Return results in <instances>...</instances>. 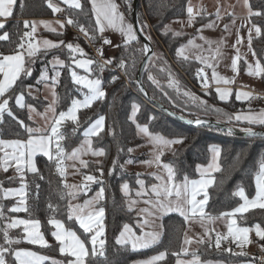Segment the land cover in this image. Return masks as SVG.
<instances>
[{"label":"snow or ice","instance_id":"1","mask_svg":"<svg viewBox=\"0 0 264 264\" xmlns=\"http://www.w3.org/2000/svg\"><path fill=\"white\" fill-rule=\"evenodd\" d=\"M17 0H0V18L7 19L14 14V6ZM47 7L51 9L53 14L63 13L64 8L60 6V3L54 2V0H46ZM61 3L66 5L69 9L79 10V13H83L84 6L81 0H61ZM91 13L94 16V27L86 28L84 24L79 22V18L69 15L66 22L57 21L60 29L67 25L78 26L79 30L89 39L90 42H95L97 39L101 40V46L97 49V53L100 59L88 57L84 49L78 43L67 42L64 40L53 41L47 38L37 39L36 33L38 30V24L52 33L57 35H63L62 31L58 32L56 27L52 26L51 21L41 20L37 21H23L24 31L19 36V41L15 48L11 51V54L0 53V123L4 121V116H8L16 119L13 113V106L10 101H14V105L19 108H27L32 119V114L41 116L44 119V124L41 126L32 127L23 120H18L20 127L24 128L26 133V139H12L5 140L0 139V152H3V156H0V167L7 173L9 168H13L16 176L8 177L9 181L18 179L20 186L17 188H4L0 183V192L3 193V198L18 197L16 205L8 209L12 213L29 212L28 206V195H27V183L26 173H32L36 176L43 177L40 174L38 167L36 166V157L38 155L45 156L48 161L52 162L55 166V170L61 178H66L68 175L67 166L65 161H78L79 165L83 169H88L90 161L83 159L82 157L91 154L94 157H101L106 155L104 148H94L93 138L98 141L101 133L105 128V117L103 115L98 116L97 119L92 121L87 128L83 131L84 139L81 143L72 148L71 151H67L63 141L66 140L62 127L67 121H71L76 127L73 128V133L76 132L80 126V120L78 113L81 109L90 108L94 102L102 101L107 93L104 88L102 73L107 67L113 65L115 62L116 67L124 70L130 77L135 72L136 65L133 62L130 66L126 63L125 58H120L116 61V58H104V46H113L111 39L107 38L104 33L106 30H114L120 33L121 43L114 45L117 48L124 47L128 49L132 44L139 43L140 37L139 32H145L147 25L139 22L137 28L131 22L126 20L124 12L120 10V5L116 0H90ZM245 7L248 10V17L252 16L264 17V10L253 11L252 5L249 0H244ZM25 5L21 3L23 9ZM188 23L192 24L195 22L196 17L200 16L202 19L204 16L211 15L205 12L203 9L196 11L189 3L187 8ZM232 16L233 13H228ZM216 19H221L220 8L215 13ZM234 23V21H233ZM250 26L248 27L247 43L250 50H252L253 32L257 37L262 35V26L249 19ZM215 27V21H209L207 24H202L201 28H212ZM5 28L3 21H0V30ZM167 35L170 30L167 25L164 26ZM225 30L229 29V25L224 26ZM199 31V29H198ZM175 36H181L183 33L175 32ZM151 36H145V40L148 42L143 43L139 49L140 53L144 57L143 67L145 70L150 69V64L153 57H157V53L150 46ZM205 42L210 46L215 43V53L220 54L221 41H208L206 38ZM243 37L239 36V29L237 30L236 44L233 45L236 48V55L232 58L231 68L234 73H239V62L244 59L239 54V48ZM0 41H10V34L3 32L0 35ZM192 40L188 41L187 45H180L176 50L178 57L188 60L189 57L185 54V49L188 45H192ZM200 47V46H197ZM67 49L69 53L70 63H66L65 60L60 59L59 56H54L48 61L51 65L52 75H49V68L47 65L41 70L39 77L37 78V84H43L44 87L49 91L51 100L46 104L44 111L38 112L36 107L26 101V92L23 88H19L18 82L23 83V77H31L34 71V65L37 59L45 57L52 50H64ZM253 57H257L255 50L251 51ZM197 60L201 63H206V58L203 56H197ZM247 65V73L250 76L258 78H264V63L261 62L260 58H256L254 64L244 60ZM67 67L69 70L72 82L79 86V90L82 99L79 97H72L70 104L66 110L59 111L57 113V107L60 102V95L57 92V87L60 84V78L62 72L60 69ZM212 67V65H209ZM82 69L86 75L79 74L76 69ZM163 70V69H161ZM198 77L203 80V86L208 87V79L203 74V69L198 70ZM213 79L219 84L223 81L225 84L232 83L235 80V76L231 79L218 77L215 71H213ZM148 80L152 84L160 87L159 81L152 75V72L148 71ZM118 77L113 76L112 82H115ZM178 82L169 81V87L178 88ZM19 92L17 93V89ZM86 89V91H83ZM34 88L33 85H27V94H31ZM39 91V89H35ZM143 91V88H141ZM163 91V89H161ZM216 93L220 101H228L232 95V89L230 88H216ZM167 96L168 93L164 92ZM184 96L188 97L192 104L196 105L198 110L207 114L208 112H215L216 114L226 117L227 123L231 124L233 121L246 122L248 126L244 127L242 131L249 137H256L257 135H264V133H258L255 126L259 125L264 127V109L259 111L253 110L251 107L246 111H239L236 113H227L220 108H216L209 105L207 101L196 97L194 94L185 92ZM252 92L236 90L235 99L237 101H248L251 104V100L254 99ZM46 101L49 100V96H45ZM132 114L129 119L136 124L138 134L147 138L148 142L153 146L151 159L141 161V163L149 166L155 164L162 170V174L152 173L155 179L159 183H154L149 186H145V181L137 179L136 183L139 188L135 190V197L143 199V203L147 205L144 208L138 210V215L142 216L141 220L137 223L140 226V234L137 235L132 226L125 224L121 230L119 237L117 238V244L119 245H131L133 250L148 248L159 242L162 232L157 230L145 231V226H151L152 221L149 217L155 216L157 213H178L184 218V221L196 222L198 221L204 226L206 221H212L214 219L229 218L227 235L216 234L215 246L219 248L222 240H233L240 246L246 243H250L249 234L255 231L256 236L260 240H264V227H261L259 223L253 227H241L237 224V220L233 217L236 214L248 212L249 209L260 208L264 209V159L259 161V168L255 175V192L254 195L246 193L243 186H239L238 189L233 193L238 196L243 202L240 203L236 208L230 212L220 213L219 217H211L206 211L205 207L208 203L207 189L211 186L215 177L214 172L220 171V165L218 163L221 150L218 146H211V151L214 153L212 162L206 167L198 166L200 171L199 179H189L187 176L184 177L183 181L176 183V169L172 163H164L161 157L164 155L166 150H172V146L180 144L185 139L182 136L174 135V138H167L164 135L153 132L150 130L149 125L139 124L136 121V114L140 110V104L133 102ZM195 115V114H193ZM154 117H149V120ZM196 126H207L209 121L202 116L195 115V118L190 121ZM220 121H218L219 123ZM227 131L231 133L232 127H228ZM111 134H114L111 133ZM10 149V151H9ZM129 152L133 149L129 148ZM134 161L129 159L125 163L131 164ZM96 174H87L77 172L83 177L80 184H68L66 179L62 180L63 188L66 190V197L68 198L67 204V218L68 220H74L79 228L83 230L84 238L78 235L77 231L72 227L66 226L65 222L55 217L49 218L47 223L55 229L51 232L52 237L59 246V253L67 258L66 264H95L97 257H103L107 260L105 255V241L100 239L104 234V217L105 208L102 206V201L105 199V182L103 180L104 168L102 163L97 160L95 161ZM117 161H113V168L109 170V175L115 171ZM71 167L75 168L76 165L72 164ZM123 168V165H119ZM140 174H137L139 176ZM98 184V190L91 197L85 199L83 203H73L77 198L83 194H87L91 191L92 185ZM37 189L39 185L36 186ZM121 191L127 198L129 210H134L135 206L140 202V199L132 198V190L127 181L121 184ZM203 194L202 199H198ZM64 198V197H62ZM52 209V205H49ZM0 264H45V261H51V264H64L63 261L55 260L49 256L42 255L37 251L31 249L19 247L23 242L31 244L33 246H39L40 248H49V242L46 239L44 232L41 231V221L38 218H20L12 217L7 218L4 215V208L0 205ZM22 229V235L12 236L10 230ZM206 235H208L206 230ZM193 242L192 238L185 233L183 244L185 246L190 245ZM210 243L211 237L206 241L204 237L196 240V243ZM91 245L89 249L88 245ZM99 249V250H98ZM261 249L264 250V244L261 245ZM185 256L191 255V260L180 259V254ZM181 253H173L177 257L176 264H200L199 257L195 252L189 253L188 247H182ZM243 254V253H241ZM167 253L159 252L157 255L143 261H139L138 264H158L160 261L166 260ZM261 264H264V259L261 260Z\"/></svg>","mask_w":264,"mask_h":264},{"label":"trees","instance_id":"2","mask_svg":"<svg viewBox=\"0 0 264 264\" xmlns=\"http://www.w3.org/2000/svg\"><path fill=\"white\" fill-rule=\"evenodd\" d=\"M118 1L131 21L132 0ZM188 2L189 0H140L138 20L147 25L144 33L146 36H151L153 49L157 53V57H153L149 70L159 81L160 87L148 80L149 70L145 69L142 77L143 84L153 99L178 114L189 118H195V115H199L205 119L227 123L226 117H222L215 112L204 114L199 111L197 106L192 104L188 97L184 96V93L194 94L196 97L207 101L209 105L220 108L230 114L242 109V105L233 98L228 101H220L212 88L199 90L193 87L187 78L191 77L195 72L196 62L189 59H177L175 56L177 47L188 41L196 33L198 27L211 15L204 16L203 19L197 16L194 29L190 33L181 36H175L170 32L167 35L164 34V26L168 20L187 16L186 8ZM21 3L25 5L23 9L21 8ZM81 3L84 6L83 13L66 7V16L67 18L69 15L74 18L78 16L79 22L91 30L94 27V17L90 11L91 6L88 0H81ZM249 3L252 5L253 11L264 10V0H249ZM51 16H53V13L47 7L46 0H17L13 19L7 20L4 23L5 28L0 30V35L3 32L10 34V41H0V53L8 54L15 48L19 41V36L24 31L22 18ZM18 18L21 19L19 20ZM251 20L262 26V35L253 38L252 46L257 53V57L261 59V62H264V17L252 16ZM69 26L79 29L78 26ZM142 45L143 42L139 40V43L134 42L128 49L124 47L117 49L114 53L115 58L118 60L122 57L125 58L129 66L134 62L136 65L135 72L130 77L122 70V76L117 70L106 68L102 73V80L107 93L106 97L102 101L94 102L90 108L80 110L78 113L80 126L75 133H73V128L76 126L70 121L65 122L61 129L66 136V140L62 143H64L66 150L70 152L72 148L77 147L81 143L83 129L98 116L103 115L105 117V128L98 141L93 138V147L104 148L106 152L100 162L104 168L105 199L102 201V206L105 208V231L103 240L105 241L104 252L107 260L103 257H97L95 264H132L136 260L157 255L159 252H166L167 256L165 261H160L158 264H175L177 257L173 253H181L183 246L187 223L178 213H169L162 217V235L157 244L137 250H133L129 245L117 244V237L123 229V225L129 223L135 227L138 218L136 209L130 211L127 207L126 197L123 195L120 186L127 181L130 189L134 192L138 187L137 179H146L148 177L146 173H137L124 167V163L131 156V152L128 149L144 142V139L136 133L135 123L129 119L133 102L141 106L136 114L137 123H147L151 131L158 132L167 138H174V135L185 138L182 143L176 144L172 148L175 150L174 152L169 150L161 157L165 163L174 165L176 182H182L185 176L189 179L197 178L199 175L197 165H204L209 162L211 145H217L220 148V171L213 173L215 181L207 189L209 199L205 211L209 215H220V213L230 212L236 208L240 204L241 199L233 193L239 186H243L246 193H249L250 196L254 195V177L259 168V161L264 159V137H243L223 129L208 126H190L169 116L155 104L144 98L136 82L137 69L143 59L139 51ZM54 56H59L66 63H70L67 49L62 51L52 50L47 56L37 59L31 77H23L22 84L18 82L19 88H23L26 92L27 103L39 109H43L47 101L42 97L27 94V85L36 81L42 68ZM60 71L62 75L57 92L61 99L57 111L66 109L72 97L81 96L77 85L72 82L68 68L64 67ZM113 76L118 77L115 82H112ZM170 80L178 82L179 91L174 87L168 86ZM164 92H167L168 95L165 96ZM10 104L13 106V113L16 119L5 114L4 121L0 123V138L5 140L26 139L25 130L19 126L17 121L23 120L27 125L32 123L28 118L27 108L16 107L14 101H10ZM149 117H154V119L149 120ZM230 125L239 129L240 127L248 126L246 123L236 121H233ZM255 128L264 127L257 125ZM113 132L114 134H111ZM114 160L117 161V166L112 175H109V170L113 168ZM119 165H123V168L119 167ZM36 166L43 179L32 173H26L29 212L12 213L8 211L17 203V200L13 197L4 199L2 192H0V205L4 208L5 217L9 219L13 216L38 218L41 221V230L49 240L50 245L49 248L42 249L39 246L23 242L19 247L34 248L55 260L66 261L67 258L59 253V246L51 235L53 226L47 223L48 219L55 217L63 220L66 226L76 230L82 239L85 234H83V230L79 228V225L74 220H68L67 218L68 198L65 195L66 190L63 188V178L56 172L54 164L48 161L45 156L38 155L36 157ZM96 167L97 165L91 162L89 168H82V171L84 170L85 172L83 173L87 174L99 175L96 172ZM137 174L140 175L137 176ZM14 176L16 175L13 169L9 168L8 172L5 173L0 168V183H2L4 188L20 184L18 179L9 181L8 177ZM37 185H39L38 189ZM96 187H99V185L94 184L91 191ZM85 197L81 194L78 198L83 200ZM49 205H52V209L49 208ZM236 218L241 226L253 227L259 223L261 227H264V209H250L248 212L243 213L242 216L241 214H236ZM2 223L3 221H0V224ZM10 235L14 237L20 236L22 235V230H10ZM257 242L260 246L264 244V240L259 239ZM226 245L227 243L217 248L213 242L202 243L197 253L202 260L222 261L225 264H231L236 260L246 258L244 254L233 253L232 247H227ZM88 246L91 249V245L89 244ZM180 256L185 255L181 253ZM45 264H51V261H45Z\"/></svg>","mask_w":264,"mask_h":264},{"label":"crops","instance_id":"3","mask_svg":"<svg viewBox=\"0 0 264 264\" xmlns=\"http://www.w3.org/2000/svg\"><path fill=\"white\" fill-rule=\"evenodd\" d=\"M88 1H89L90 6H91L90 0H88ZM54 2L60 3V6L66 10L67 6L64 5L63 3H61V0H54ZM116 2L120 5V10L122 12H124L121 3L118 0H116ZM189 3L191 4V6L194 9V13L196 11H199L200 9H203L205 12L211 14V17H209L202 24H207L209 21H215V27H212V28H201V25H202L201 24L198 27L199 31L197 29L196 33L189 39V40H192L194 43L192 45H188V47L185 49V54L189 57V60H193L196 62V69L195 70H197L201 65H207L209 68L206 71V76L208 79V87L205 90L212 88L216 93L217 87H219V88H230V89H232V95H231L230 99L233 98L235 101H237L235 99L236 90L252 92L254 97H255L256 92H260L264 89V78H258L255 76L248 75L247 65L244 63V60H247L249 63L254 64L255 59L258 58V57L252 56L251 51L254 50L253 46H252V50H250L248 47V43H247V36H248L247 29L250 26L249 19H251V18L248 17V10L245 7L244 0H189L188 4ZM218 8H220V11H221V19H219V20H217L216 16H215V13H216ZM14 10H15V6H14ZM228 13H233V15L229 16ZM124 14H125V12H124ZM13 16H14V14L7 19L0 18V21H3L5 23L7 20L13 19ZM125 17H126V20L128 22H131L126 14H125ZM18 19L20 20L21 18H18ZM22 20L23 21H25V20L37 21V22H39L41 20L51 21L52 26L56 27L58 29V32L62 31V33L65 34L64 35L65 37L64 36L62 37V35H57L56 33L49 32L43 27V25L38 24V30H37V33L35 34L37 39L47 38V39H50L53 41H58V40L62 39L65 41V43H67V42H72L74 44L78 43L84 49L87 56L90 57L87 46L85 45V43L82 40H80V38L72 36L73 33L68 28L69 25H67L65 23V27L63 29H60L59 25L56 23L57 21L66 22L67 16H66L65 11L63 13L53 14V16H51V17L22 18ZM233 21H234V23H233ZM194 23L189 24L188 23V16H185V17L170 19L166 22L165 25H167L168 28L170 29L168 32H170L171 34L174 35L175 32H181L183 34L190 33L194 29ZM226 24L229 25V29L227 31L224 28V26ZM238 29H239V36L243 37V40H242L241 44L237 45L236 47L239 48V54L244 59H242L239 62V69L240 70H239V73L236 74V73H234V71L231 68V61H232V58H234L236 55V48H234L233 45L236 44L237 30ZM164 30H165V28H164ZM104 34L107 35L109 37V39H111L113 42V46H109V54H110V57H111V55L114 56V53L118 49L114 45L121 43V39H122L121 35L119 32L111 30V29L106 30V32ZM201 37L206 38V40H208V41H221V40H223V43L220 45V48H221L220 54L217 55L215 53V49H216L215 43H213L210 46L208 43L205 42V39H201ZM255 37H256V35L253 32V38H255ZM188 41H186L184 43V45H187ZM197 46H200V47H197ZM179 47L180 46H178L177 48H179ZM8 54H11V53H8ZM175 56L177 59H183V57H178L176 55V51H175ZM197 56L205 57L206 63H201L199 60H197L196 59ZM60 59H62V58L60 57ZM262 63H264V62H262ZM209 65H212V67H209ZM76 71L85 73L82 69H78V68L76 69ZM213 71H215V73L217 74L218 77H224V78L231 79L232 77L235 76V80H234V82L228 83V84H225L223 81H221L219 84H217L216 81L213 79V76H212ZM217 97H218V95H217ZM237 102L242 105V109L235 111V113L239 112V111H246V110H248L249 107H251L255 111H259L261 109H264V107L257 104L254 99L251 100V104H249L248 101H237ZM243 123H246V122H243ZM243 128L244 127H240V129H243ZM9 151H10V149H9ZM1 156H3V152H1ZM198 166H201V165H197V172L199 175L197 178H194V179L200 178V171L198 170ZM11 169H13V168H11ZM254 184H255V177H254ZM202 198H203V194H201V199ZM242 202L243 201L241 200L240 203H242ZM13 217L24 218L21 216H13ZM235 219L237 220L236 216H235ZM237 223H238V221H237ZM230 240H231V238H230ZM253 240H255V242H257L259 240V238L253 237ZM48 242H49V240H48ZM212 242L215 244V240H212ZM228 242H230L229 246L233 247V250L236 251V247L233 244L232 240L228 241ZM27 248L32 249L33 251H37L34 248H30V247H27ZM37 252H39V251H37ZM39 253H41V252H39ZM262 253H264V250H262L261 246L259 245L257 248H255L251 251V254H244V255L246 256V258H251L253 260L254 264H256L257 256L259 254H262ZM236 254H239V253H236ZM180 259H185V258L182 257ZM66 261H67V259H66ZM66 261H63L64 264H66Z\"/></svg>","mask_w":264,"mask_h":264},{"label":"rangeland","instance_id":"4","mask_svg":"<svg viewBox=\"0 0 264 264\" xmlns=\"http://www.w3.org/2000/svg\"><path fill=\"white\" fill-rule=\"evenodd\" d=\"M68 28L72 31V33H73L72 36L73 37H78V38H80V40H82L85 43V45L87 46V49L89 51L90 57H93L92 54H90L91 53L90 52V48H89V45L87 43V40L89 41V39L79 29L73 28L71 26H68ZM113 57H115V56L111 55V58H113ZM116 61H118V59H116ZM114 65L116 67L115 62H114ZM47 66L49 68V75H52L51 65L47 64ZM107 68L114 70L113 68H110V67H107ZM116 68H118V67H116ZM78 73L81 74V75H86V73H83V72H78ZM30 85H33V88H34V90L31 93V95L36 96V97H42V98H44L47 95V96H49V100L47 101V103L51 100V96H50L49 91L44 87L43 84H37V79H36V81L34 83H32ZM77 87H78V90H79V86H77ZM35 89H39V91L37 92V91H35ZM83 91H86V89H84ZM79 98L82 99V96H79ZM34 107H36V106H34ZM44 108L43 109H39V108L36 107L37 111L41 112V113L44 111ZM66 109H64V110H66ZM58 112L59 111H57V113ZM27 114H28V118H29L30 113H29L28 109H27ZM131 114H132V110H131ZM31 121H32V123L29 124V126H32V127L41 126L45 122L43 117L36 116L34 114H32ZM88 125L85 128H87ZM141 125H143V124H141ZM135 126H136V124H135ZM85 128L83 129V131L85 130ZM136 133H137V135L139 137H142L144 139V142L142 144H140V145H137V146H134V147L131 148V149H133V151L131 152V156L127 160L131 159L134 162L131 163V164L124 163V167L127 170H133V171H136L137 173H146L148 175V177H146L147 180L145 178H142V180L145 181V186L147 187V186H149L151 184L159 183V181H157L155 179V176H153L151 174L152 173L162 174V170L160 168H158L155 164L149 166L147 164L141 163V161L149 160V159L152 158L151 157V153H152L153 146L148 142L146 137L138 134L137 129H136ZM82 134H83V132H82ZM83 139H84V137H83ZM175 145H173L172 148ZM211 146H213V145H211ZM215 146H217V145H215ZM167 151H169V150H166L165 152H167ZM213 155H214V153L210 149L209 162L207 164H204V165H201V166L206 167L210 162H212ZM0 156H1V152H0ZM82 158L85 159V160H88L90 162L95 163V161H97V160L101 161L102 156L101 157H94L91 154H88V155L83 156ZM218 163H219V160H218ZM72 164H75L76 167L75 168L71 167ZM65 165L67 166L68 175L66 176V178H63V180L66 179L68 184H80L82 182V180H83V177L80 174V172H85V171L84 170L82 171V168L79 165V162L78 161H65ZM0 168H2V167H0ZM77 169H80V172H77ZM14 174L16 175L15 171H14ZM88 174H92V173H88ZM176 183H180V182H176ZM93 185H92V187H93ZM19 186H20V184L18 186L7 187V188H17ZM98 188L99 187L94 188V190H92L90 193H88L87 196L83 200H79V198H77V200L73 201V203H83V201L85 199H87V198L91 197L92 195H94V193L98 190ZM138 188H139V185H138V187L136 189H138ZM135 190H134V192H132L133 193L132 194V198L133 199H140V202L135 206V209H136V212H137V215H138V210L141 209V208L146 207L147 205H145L143 203V199L135 197ZM12 197L15 198L18 201V197H15V196H12ZM198 199H201V196H199ZM126 203H127V207L129 208L127 198H126ZM165 215H167V214L157 213L155 216L149 217V219L152 221V225L151 226H145L144 230L145 231L157 230V231H161L162 232V221L161 220H162V217L165 216ZM210 216L211 217H219L220 215H216V216L210 215ZM142 218H143L142 216L138 215L137 221L141 220ZM233 218H235V217H233ZM137 221L135 223V227L133 225L129 224V223H127V224L132 226L133 229L135 230L136 234L139 235L141 230H140V226L137 223ZM103 224H104V221H103ZM228 224H229V218H223V217H221L219 219H214L212 221H206L204 226H202L201 223H199L198 221H196V222L188 221L185 233H187V235L192 238L193 242L190 245H187V246H185L183 244V247H188L189 253L195 252L197 254V256L199 257L200 264H225L222 261L202 260L200 258V256H199V254L197 253V250L199 249V247H200V245L202 243L198 244V243H196V240L200 239L201 237H204V239L207 241L209 239V237H211V242H212V240H215V234L219 233V234H222V235H227ZM241 227H249V226H241ZM54 230L55 229L53 228V231ZM206 230H207L208 235H206ZM104 231H105V224H104ZM118 237H119V235H118ZM253 237H257L256 234H255V231H252L249 234V238H250L251 242L250 243H246L243 246H240L237 242H234L232 240L233 244L236 247V251L233 250V247H232V251L234 253H239V254H241V253H243V254H251V251L259 246V243L255 242V240H253ZM100 239H103V236L100 237ZM228 241H231V240H228ZM228 241H223L222 240L221 243L222 244H226L227 243L226 246L229 247L230 242H228ZM129 246L131 247L130 244H129ZM23 248H27V247H23ZM27 249H29V248H27ZM42 255H45V254H42ZM151 257L136 260L132 264H138L139 261L147 260V259H149ZM182 257L185 258L183 260H191L192 259V256L190 254L187 255V256H180V258H182ZM175 264H176V262H175ZM231 264H254V262H253V260L251 258H244V259H241V260H236L235 262H233Z\"/></svg>","mask_w":264,"mask_h":264},{"label":"water","instance_id":"5","mask_svg":"<svg viewBox=\"0 0 264 264\" xmlns=\"http://www.w3.org/2000/svg\"><path fill=\"white\" fill-rule=\"evenodd\" d=\"M139 3L140 0H132L131 3V22L137 26V28L139 27V20H138V9H139ZM138 35L140 37V40L145 43L148 42L145 40V33L144 32H139L138 31ZM150 46L153 48V44L150 41ZM143 63H144V57L141 60L138 69H137V74H136V82L139 86V89L141 91V88H143V91H141L142 95L144 96V98H146L147 100H149L150 102H152L153 104H155L160 110H162L163 112H165L166 114H168L169 116L176 118L177 120L190 125V126H196L193 123H191L190 121L193 120L194 118H189L186 116H183L181 114H178L176 112H174L173 110L169 109L168 107H166L165 105L161 104L159 101L153 99L151 97V95L149 94V92L147 91V89L145 88L144 84H143V72H144V67H143ZM209 121V124L207 125L208 127H213V128H218V129H223L227 131L228 127H232L233 131L231 132L234 135H238V136H243V137H249L246 133H244L242 131V129H239L233 125L227 124L225 122L220 121L218 123V120H213V119H207ZM198 127V126H197ZM256 131L258 133H264V128H255ZM256 137H264V135H257Z\"/></svg>","mask_w":264,"mask_h":264},{"label":"built area","instance_id":"6","mask_svg":"<svg viewBox=\"0 0 264 264\" xmlns=\"http://www.w3.org/2000/svg\"><path fill=\"white\" fill-rule=\"evenodd\" d=\"M105 35V34H104ZM107 38H109L107 35H105ZM87 43L89 45L90 48V54H92L93 58L95 59H100V56L97 53V49L101 46L102 41L97 39L96 42H90L87 40ZM104 58H111L110 54H109V46H104ZM110 68H113L114 70H117L119 72L120 75L123 76V72L122 69L120 68H116L114 63L113 65L109 66ZM203 69V74L206 75V71L209 69L207 65H201L197 70H195V72L192 74L191 77H188V81L189 83L195 87L196 89L199 90H205L206 88L203 86V80L198 77L197 72L198 70ZM255 102L257 104H259L260 106L264 107V89L260 92H256L255 93V98H254ZM216 236V234H215ZM230 240V239H229ZM223 241H228V240H223ZM264 259V253L259 254L257 256V262L256 264H261V260Z\"/></svg>","mask_w":264,"mask_h":264}]
</instances>
